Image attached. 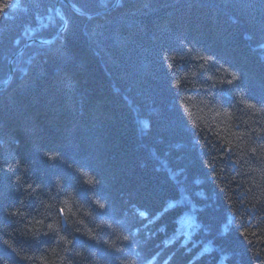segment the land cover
Instances as JSON below:
<instances>
[{"label":"trees","instance_id":"1","mask_svg":"<svg viewBox=\"0 0 264 264\" xmlns=\"http://www.w3.org/2000/svg\"><path fill=\"white\" fill-rule=\"evenodd\" d=\"M70 1L0 0V264H264V0Z\"/></svg>","mask_w":264,"mask_h":264},{"label":"bare ground","instance_id":"2","mask_svg":"<svg viewBox=\"0 0 264 264\" xmlns=\"http://www.w3.org/2000/svg\"><path fill=\"white\" fill-rule=\"evenodd\" d=\"M70 1V0H59V2L57 3V6H56V17H57V19L61 22V20L60 19H62V18H59V16H58V14H60L61 16H64L63 14H62V11H61V7L60 8H58L59 6H60V3H66V4H69L68 2ZM119 1L120 0H117V2H116V4H118L119 3ZM70 3H72L73 5H75L76 6V4L75 3H73L72 1H70ZM69 7H70V5H69ZM77 7V6H76ZM71 8V7H70ZM72 9V8H71ZM73 10V9H72ZM81 10V9H80ZM74 11V10H73ZM75 12V11H74ZM76 14H78V15H80V16H88V14H84V12L81 10L80 11V13H78V12H75ZM82 14H84V15H82ZM63 18H65V20H66V22H67V19H66V17H63ZM25 33V35L26 34H29L28 33V31H27V33L26 32H24ZM30 36H32V34H29ZM48 41V40H47ZM25 44L21 47V51L19 50L18 51V53H21L22 52V50L25 48V46H31L32 44H34V43H41V42H39V40H37L36 38H25V42H24ZM51 43V42H50ZM49 44V43H48ZM10 66L12 67L13 65H12V60L10 61ZM13 71V70H12ZM5 84V83H4ZM182 223H183V221H182ZM175 225H177V224H175ZM176 227V226H175ZM178 229V231H181V229H179V227L177 228ZM185 228H183L182 227V231L184 230ZM164 238L162 239V242H161V245H162V248H169L170 246L172 247V245H174V247H176V248H178L179 246H178V244H177V242H178V240L177 239H180L181 238V240H183V242H181L180 243V246H184V245H186L187 243H185V239L182 237V234H180V235H175V234H170V235H167V236H163ZM164 250V249H163ZM190 250V249H189ZM192 254L194 253L193 251H190ZM194 256V255H193ZM157 257V256H156ZM197 258V257H196ZM170 259V258H169ZM169 259H167V260H165L166 262H168L169 261ZM155 263H157L156 262V259H154L153 260V264H155ZM218 264H225V262H223V261H219L218 262ZM226 264H230L229 262H226Z\"/></svg>","mask_w":264,"mask_h":264},{"label":"snow or ice","instance_id":"3","mask_svg":"<svg viewBox=\"0 0 264 264\" xmlns=\"http://www.w3.org/2000/svg\"><path fill=\"white\" fill-rule=\"evenodd\" d=\"M190 51H191V49H189V52H190ZM200 58H201V59H207V58H205V57H200ZM236 78H237L236 76H233V79H236ZM229 83H231V81H229ZM176 86L178 87V86H179V83H177ZM241 103H244V104H245V107H246L247 109L255 110V111H260L259 109L256 108V105H255L254 103L247 102V101H245V100H243V99L241 100ZM225 115H230V113H225ZM228 150L231 151V149H228ZM251 151H252L253 153H255V152L257 151V149H256V148H252ZM48 158H49V159H55V157L52 156V155H49ZM17 166H19V162H17L16 165H11V164H10L9 167H8V170H9V171H13V170H14V167H17ZM18 180H19V178H17V181H18ZM86 182L89 183V184L95 183V181L92 180V179H89V180L86 181ZM31 187H32L31 185H28V188H31ZM97 203H98V206H99L100 208H104V207H105V205H104L103 203H99V202H97ZM60 212H61V215H62L63 212H64V209H61ZM9 214H10V215H13V216H15V215H23L22 213L19 212L18 209L11 211ZM37 223H40V222L37 221ZM47 227H48L49 231L56 232V233L58 234V228L56 227L55 224H49ZM109 227L111 228L112 226L109 225ZM93 238H94V237H93ZM61 239H64V238L61 237ZM122 239L126 241V240L129 239V237L125 235V236L122 237ZM4 243H5L6 245H8L9 247H12V246L9 244V242H8L7 240H5ZM68 243H71V242L68 241ZM66 250H67V249H66ZM117 250L119 251L120 249H117ZM13 251H15V249H13ZM257 255H259V253H257ZM25 259H28V257H25ZM128 264H135V261H134V260H129V261H128Z\"/></svg>","mask_w":264,"mask_h":264},{"label":"water","instance_id":"4","mask_svg":"<svg viewBox=\"0 0 264 264\" xmlns=\"http://www.w3.org/2000/svg\"><path fill=\"white\" fill-rule=\"evenodd\" d=\"M68 2V1H67ZM69 4L68 5H70V7L75 11V12H78V13H80V9L78 8V7H76L75 5H73L72 3H70V1L68 2ZM58 8H60V6L58 7ZM85 14V13H84ZM84 14H82V15H84ZM58 16H59V18H62V19H60L61 20V23H62V27L59 29V31H58V33L56 34V36L55 37H57L60 33H62L64 30H65V28H66V25H67V22H66V20H65V18H63L64 16H61L60 14H58ZM54 37V38H55ZM54 39H50V40H48V41H40L39 40V42H41V44H48V43H50V42H52ZM21 51V50H20ZM8 83H9V81H7L2 87H0V89L1 88H4V87H6L7 85H8Z\"/></svg>","mask_w":264,"mask_h":264},{"label":"rangeland","instance_id":"5","mask_svg":"<svg viewBox=\"0 0 264 264\" xmlns=\"http://www.w3.org/2000/svg\"><path fill=\"white\" fill-rule=\"evenodd\" d=\"M37 40H40V41H42L41 39H38V38H37ZM186 232H187V231H186V229H184L183 231H182V229H181V234H183V233H186ZM186 234H187V233H186ZM184 239H185V240H187V239H188V237H184Z\"/></svg>","mask_w":264,"mask_h":264}]
</instances>
